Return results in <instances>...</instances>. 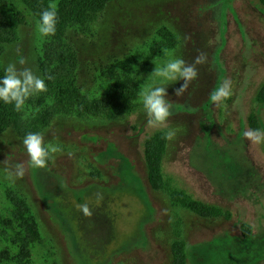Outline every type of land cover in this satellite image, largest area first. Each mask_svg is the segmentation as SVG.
Masks as SVG:
<instances>
[{"label": "rangeland", "instance_id": "374dc122", "mask_svg": "<svg viewBox=\"0 0 264 264\" xmlns=\"http://www.w3.org/2000/svg\"><path fill=\"white\" fill-rule=\"evenodd\" d=\"M67 10L75 0H44ZM0 13L17 36L0 53L9 63L44 78L47 91L30 97L18 128L0 135V163L25 165L22 179H6L0 164V264H173L172 245L187 244V264H264V8L258 0H114L91 21L65 23L42 37L22 0H0ZM73 47L67 99L48 83L45 49ZM207 63L182 97L183 81L167 87L174 107L162 173L168 187L229 212L204 219L174 206L150 185L147 138L167 128L147 126L141 86L167 57ZM24 61V63H21ZM225 79L232 95L220 105L210 94ZM124 84L137 90L131 106L118 98ZM257 126L250 125L251 117ZM40 133L52 163L28 165L23 145ZM97 194L103 196L97 200ZM87 203L91 215L79 205ZM35 223L33 240L26 226ZM243 225L251 229L250 238Z\"/></svg>", "mask_w": 264, "mask_h": 264}, {"label": "clouds", "instance_id": "9594fccd", "mask_svg": "<svg viewBox=\"0 0 264 264\" xmlns=\"http://www.w3.org/2000/svg\"><path fill=\"white\" fill-rule=\"evenodd\" d=\"M57 22V4L49 3L40 13V19L36 24L38 33L42 37H48L55 34ZM164 56L167 57L163 64L153 62L156 67L150 74L149 80H153V86L143 85L139 93V102L142 104L147 116V126L153 129L167 128L164 138L173 140L176 137V130L168 128V120L173 112V103L167 99V87L170 84H175L178 81H183L181 86L175 89V95L182 97L189 88L192 81L198 77L197 65L207 63V53L198 52L191 64L164 49ZM24 63V61H21ZM51 80V75L47 76ZM47 91L44 78L33 73L30 68L20 70L16 64L9 63L5 69V75L0 81V101L5 104L14 105L17 112L23 111L26 101L40 93ZM232 95L231 81L225 79L217 88L210 94V101L214 105H220L230 98ZM243 136L252 143L259 144L264 142V131L261 130H245ZM23 145L29 157L28 165L31 168H45L51 153H56L60 149L52 145L45 146L44 137L40 133H28ZM0 164L6 165L4 171L6 179L15 182L22 179L25 175V165L17 163L14 166L8 165L7 161ZM103 196L97 194V200H102ZM79 209L85 216H90L91 211L87 203L79 205Z\"/></svg>", "mask_w": 264, "mask_h": 264}, {"label": "trees", "instance_id": "16d2710c", "mask_svg": "<svg viewBox=\"0 0 264 264\" xmlns=\"http://www.w3.org/2000/svg\"><path fill=\"white\" fill-rule=\"evenodd\" d=\"M30 9L37 19H40V13L47 8L44 0H22ZM114 0H75L73 8H75V16L72 13V5L67 7V10L57 12L56 31L60 32L64 24L73 22L87 23L97 15L102 13L106 7ZM264 8V0H258ZM88 21V22H89ZM17 36V26L12 21L7 19L0 13V53L5 47L13 42ZM73 47L69 44L64 51L60 50L59 44H55L54 49L46 48L43 54L45 68V76L51 75L53 79H47L48 83H55L59 94L62 98L67 99V86L73 81H70L68 65L70 58L73 57ZM3 71L0 67V81L3 79ZM118 98L125 104L131 106L132 101L137 98V90L130 88V84H124L121 90L117 92ZM68 100V99H67ZM264 100V94H263ZM21 117V112H17L14 105L5 104L0 101V135L11 128H18V123ZM250 125L253 129L257 126L255 118L252 116ZM165 132L161 131L147 138L145 144V160L148 169V179L152 188L156 191L166 192L172 204L188 210L195 215L204 219H221L231 220L232 216L229 212L218 206H213L202 201L195 200L193 197L185 193L168 187L162 173V165L167 155L168 140L164 138ZM52 163L49 157L47 164ZM28 234L33 240L39 238L36 224L31 222L26 226ZM243 233L246 238H250L251 229L247 225H243ZM173 264H187V244L185 242L176 241L172 245Z\"/></svg>", "mask_w": 264, "mask_h": 264}]
</instances>
